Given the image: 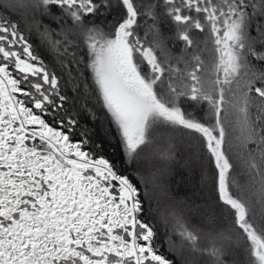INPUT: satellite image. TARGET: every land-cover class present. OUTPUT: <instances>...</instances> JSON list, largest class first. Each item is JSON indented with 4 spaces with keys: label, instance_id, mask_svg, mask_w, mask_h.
I'll return each mask as SVG.
<instances>
[{
    "label": "snow or ice",
    "instance_id": "obj_1",
    "mask_svg": "<svg viewBox=\"0 0 264 264\" xmlns=\"http://www.w3.org/2000/svg\"><path fill=\"white\" fill-rule=\"evenodd\" d=\"M0 264H264V0H0Z\"/></svg>",
    "mask_w": 264,
    "mask_h": 264
},
{
    "label": "trees",
    "instance_id": "obj_2",
    "mask_svg": "<svg viewBox=\"0 0 264 264\" xmlns=\"http://www.w3.org/2000/svg\"><path fill=\"white\" fill-rule=\"evenodd\" d=\"M157 149L163 150L166 145L160 144ZM185 152L180 146H177L175 159L165 163L161 158L154 154L151 150L147 153L144 160L142 171L148 177L151 173L161 170V175L158 179L159 187H154L149 183L148 191L152 194L153 200L151 207L157 209L158 204L160 210L163 209L166 200L164 192L168 197H173L177 200L188 202L201 203L198 197V188L196 179L190 177L189 173L184 169Z\"/></svg>",
    "mask_w": 264,
    "mask_h": 264
}]
</instances>
